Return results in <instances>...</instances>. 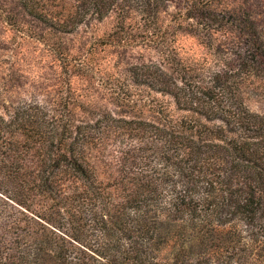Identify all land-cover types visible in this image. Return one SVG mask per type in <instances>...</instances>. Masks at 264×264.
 <instances>
[{
  "label": "trees",
  "instance_id": "16d2710c",
  "mask_svg": "<svg viewBox=\"0 0 264 264\" xmlns=\"http://www.w3.org/2000/svg\"><path fill=\"white\" fill-rule=\"evenodd\" d=\"M22 0L62 35L115 18L104 45L157 57L114 106L66 93L0 111V264H264V24L214 0ZM206 51L184 53L180 36ZM132 113V112H131ZM152 113L153 118L144 117Z\"/></svg>",
  "mask_w": 264,
  "mask_h": 264
},
{
  "label": "rangeland",
  "instance_id": "374dc122",
  "mask_svg": "<svg viewBox=\"0 0 264 264\" xmlns=\"http://www.w3.org/2000/svg\"><path fill=\"white\" fill-rule=\"evenodd\" d=\"M21 1L0 0V111L9 104L50 107L57 103L66 93L60 60L64 57L65 62L76 65L83 75L74 78V86L81 94L93 98L98 108L140 115L137 110L116 108L111 88L131 85L128 70L142 61L155 59L153 52L105 46L104 38L115 26L114 17L101 22L92 20L75 33L62 35L28 16L20 6ZM188 1L176 0L169 13L183 10ZM214 1L220 11L239 13L250 9L252 15L264 21V0ZM178 43L184 53L198 59L205 56L204 48L190 36L181 35ZM247 104L252 111L264 113V96L250 94ZM144 117L152 119L153 114Z\"/></svg>",
  "mask_w": 264,
  "mask_h": 264
}]
</instances>
